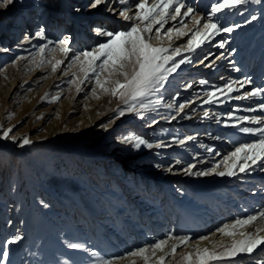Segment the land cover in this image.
Here are the masks:
<instances>
[{
    "label": "rangeland",
    "instance_id": "rangeland-1",
    "mask_svg": "<svg viewBox=\"0 0 264 264\" xmlns=\"http://www.w3.org/2000/svg\"><path fill=\"white\" fill-rule=\"evenodd\" d=\"M191 1L200 14L210 12L214 2ZM41 2L52 3L56 7L49 9L42 17L32 16L31 24L26 28L13 25L14 17L20 11L19 5L0 9L3 20L0 24V54L4 49H9L13 55L12 61L16 59L1 69L6 63H3L5 56L0 55V135L12 129L9 139L0 140V251L6 247L9 253L7 258L0 255V264H96L99 258L124 256L139 247H149L169 234L188 235L196 240L229 223V219L224 221L223 217H219L222 208L232 201L241 203L242 199L239 194L236 197V192H251L250 188L253 187L246 185V180L250 178L237 177L244 181L240 184L235 182L236 176H189L185 174V168L195 165L194 172L211 169L216 162L211 161V157L217 154L221 155L217 170L224 171L225 156L240 144L258 139V136L243 133L242 141L231 147L233 134L225 135L220 131L217 141L209 143L217 129L208 124L209 118L213 124L223 114L233 116L231 108L239 106L237 103L224 104L225 100H233L253 90L248 89L242 94L237 91H216L218 88L211 87L214 84L209 82V76H217V72L226 68V85L236 80L235 72L238 70L245 77L264 70V0L260 3L248 0L247 4L240 6L239 11L218 13L221 21L227 19L230 26L238 24L239 27L232 33L221 32L195 52H186L182 47L192 38L191 33L180 39L173 38L172 47H181V55L168 67L180 59L191 58L193 62L182 64L168 77L163 87L144 97L141 103L146 107L137 105L140 115L125 111V115L119 118L118 112L126 109V105L123 101L99 93V90V99L93 98V74L90 73L83 80L79 92L75 84L70 83L74 73L78 79L83 77L78 67H70L72 53H69L68 59H64L58 52L50 55L46 52L44 64L38 66L36 61L41 59L39 46L47 41H23L26 33H34L37 25L45 26V19L48 18L47 38L58 41L67 36L73 51L80 52L90 50L97 41L107 39L94 37L90 25L121 30L130 22L118 20V14L105 12L103 6L92 10L95 19L90 20L86 7L88 0ZM138 2L132 0L130 4L134 6ZM151 2L149 0L146 7ZM77 7L82 9L79 14L75 12ZM23 11L28 16L32 10L25 8ZM252 15L257 19L251 20ZM178 19H169L161 32L169 27H180ZM57 21L62 25L59 29L54 26ZM222 40L227 43L223 49H219L217 45ZM161 43L167 47L169 41L165 38ZM51 47L53 45H49ZM210 47L218 49L216 55L225 54L219 71L215 69L220 64L216 55L204 59L211 52ZM16 55L24 58L21 60L18 57V60ZM54 59H64L55 73L47 63ZM201 60L203 63H200ZM263 79L264 76L258 83L261 84ZM200 80L207 83L200 84ZM189 82L194 87L186 89ZM208 92H215L213 103L216 102L218 109L210 105L207 116L204 115L207 106L196 111V114L190 111L186 119H191L190 125L182 121L180 124L178 121L171 122L170 118L178 113L180 103L186 104L196 97H204L205 101ZM262 93L256 96L259 99L255 97L257 101L261 100L260 103L264 102ZM175 94L178 95L176 99ZM56 97L58 99L53 102ZM168 104L172 107H166ZM140 116L143 121H140ZM237 120L230 118L231 122L227 121L226 124L232 125V121L236 123ZM135 121L141 124L134 127L131 123ZM102 124L107 125V130L101 127ZM193 128L197 131L196 135H202L196 144L199 147L194 149L188 147L192 143L187 140ZM127 129L132 130L133 135H139L160 147L142 146L135 150L130 144L120 143V138L127 135ZM11 136L17 137V143L12 142ZM24 137H28L31 144L20 148L18 144ZM180 139H184L185 143L175 142ZM118 141L115 145L114 142ZM227 142L228 145H225ZM209 144L212 148L210 152ZM202 145H205L204 149H200ZM185 154L188 156L183 157ZM254 166L256 168L253 167L252 172L247 170L244 173L255 175L264 171V166L259 162ZM208 197L214 200L215 210L212 217L205 216L207 220L201 225L197 223L196 216L206 211ZM45 204L47 207H44ZM89 205L102 209L106 214L92 219ZM120 209L125 210V215ZM213 220L215 223L209 230L200 231ZM158 223L165 225L158 227ZM17 235L21 237L19 241L6 245L8 239ZM69 244L82 247L70 248ZM93 252L97 255L93 256ZM182 254L176 258L178 261ZM256 258L247 260L245 254H240L234 259V264H264V251ZM153 259L149 260V264ZM133 261L144 264L139 257L120 260L118 264H133ZM211 264H233V261H213Z\"/></svg>",
    "mask_w": 264,
    "mask_h": 264
},
{
    "label": "snow or ice",
    "instance_id": "snow-or-ice-1",
    "mask_svg": "<svg viewBox=\"0 0 264 264\" xmlns=\"http://www.w3.org/2000/svg\"><path fill=\"white\" fill-rule=\"evenodd\" d=\"M260 3L261 0H256ZM121 6H125L119 10L112 7V0H88L86 5L89 11L96 10L103 6L105 12H111L113 15L121 17L124 21L130 22L127 26L122 27L121 30L105 28L103 26L90 25L91 31L97 37L107 38L104 41H97L95 46L90 50L74 52L70 47V38L65 37L54 41L47 38L45 26H36L34 33H26L24 36V43H30L32 39L46 40L47 42L39 46V55L41 59L36 61L38 66H42L45 62L44 57L47 52L49 55L58 52L64 59L69 58V53H72L70 67H78L79 72L83 73V77L78 79L76 74H73V79L70 83L75 84L77 92L81 91L80 84L84 79H87L89 74L95 76V84L92 89L93 98L99 99V93L111 96L117 100L123 101L126 109H121L118 112L117 118L128 113L135 112L140 115L137 105L144 106L141 102L144 97L153 93L164 86L168 77L177 71L184 63H192L191 58L180 59L178 62L174 61L177 56L181 55V47H172V40L180 39L184 36L192 34V38L188 39L187 43L183 45V50L186 52H195L197 48L201 47L206 41L211 40L214 36L223 33H232L238 24L230 26L227 19L221 21L218 13L231 12L232 10L239 11L240 6L248 3V0H214L210 6V12L200 14L196 9L185 2V0H152L151 5L146 7L149 0H139L135 3V14L130 15L132 5L130 0H118ZM19 5L16 17H14L13 24L17 28H26L31 24L32 16L42 17L49 9L55 8L56 5L52 3H42L41 0H0V9H7L8 6ZM31 9L28 16L24 15V9ZM183 10V11H182ZM82 11L77 7L75 12L79 14ZM179 18L180 27H169L163 33L165 24L169 19L176 21ZM185 18H188L185 20ZM255 15L251 16V20H256ZM3 23L0 18V24ZM158 25V27H156ZM54 26L59 29L62 25L57 21ZM155 29V30H154ZM165 38L169 41L167 47L161 43ZM155 41V43H154ZM227 41H221L217 46L221 49L225 47ZM49 45L53 47L49 48ZM9 51V49H4ZM23 59V57H20ZM64 59L48 60L47 63L51 67V71L55 73ZM204 59H207L205 57ZM219 59V57H217ZM99 62V63H98ZM203 63V60L200 61ZM211 67V65H208ZM200 84H205L207 81L200 80ZM252 83L249 79L243 81L233 80L227 83L223 89H216V91H226L233 93L238 91L233 85L240 84L243 87L246 84ZM191 87V85H188ZM264 92L262 88H254L252 91L246 92L244 96H237L236 99H250L256 97ZM207 99L205 103H213L215 92L206 93ZM54 98L53 102H55ZM166 107L171 108L168 104ZM186 105L179 104L180 112H183ZM260 109L264 111V104L260 105ZM247 111H256L255 108L249 107ZM179 115V112L177 113ZM205 116L208 114L205 113ZM184 118H188L185 116ZM172 120L176 116L171 117ZM251 124L259 125L260 119L253 118L248 121ZM102 128L107 130V125L102 124ZM239 131L245 134L258 136V139L252 143H242L230 152L224 158V171H218L219 164H215L211 169L196 171L193 169L195 165H189L185 168V174L192 176H209L215 174L220 177H233L236 175V169L244 173L248 170L250 165H257L259 162L264 165V127H240ZM12 129L9 128L3 131L0 135V140L9 139V134ZM194 136H188L187 140H194ZM13 143H17V137L11 136ZM179 144H184L185 140L180 139L175 141ZM120 143L130 144L133 149L139 150L142 146L147 148L160 147L159 144L153 145L139 135H125L120 138ZM31 140L24 137L18 147L23 148L30 145ZM212 151V149H208ZM250 162V164H249ZM180 163L179 160L176 161ZM159 167V165H157ZM171 171V169H167ZM44 207H47L45 204ZM259 221H264V210L250 214L245 218H237L232 223H226L216 229L212 235L219 233L221 237H229L231 243L225 244L223 242H210V246L199 247L203 241H209V236L204 235L196 241L197 246L194 250L187 251L181 255L178 264H211L213 261L232 260L240 254H247L252 256L255 250L264 246V227H255ZM255 228L254 232H245L243 229ZM240 237V238H237ZM21 237L19 235L8 239L6 245L15 244ZM192 238L188 235L173 236L169 234L166 239L157 240L149 247H139L127 253L124 256H116L112 258H99L96 264H118L120 260H126L132 257H139L143 259L144 264H149V260L155 258L154 264H165L166 256H174L176 250L181 245H187ZM169 241H172L169 244ZM70 248H81L79 244H69ZM264 250V249H262ZM149 253L151 255H149ZM157 253L162 255L157 257ZM0 255L7 258L9 255L6 247L0 251ZM93 256L97 254L92 253ZM135 264V261H133Z\"/></svg>",
    "mask_w": 264,
    "mask_h": 264
},
{
    "label": "bare ground",
    "instance_id": "bare-ground-1",
    "mask_svg": "<svg viewBox=\"0 0 264 264\" xmlns=\"http://www.w3.org/2000/svg\"><path fill=\"white\" fill-rule=\"evenodd\" d=\"M113 1V0H112ZM130 1H132V0H130ZM202 1V0H201ZM187 4H189V5H193V2L191 1V0H187V2H186ZM132 5V4H131ZM203 5V4H202ZM112 7L114 8V9H116V10H119V9H121V8H123L124 6H121L119 3H118V0H114L113 1V3H112ZM204 9V8H203ZM136 9H135V7L132 5V7H131V11L129 12V14L130 15H133L132 14V12L133 11H135ZM88 14H90V20H92L93 21V19H95V18H93V15L95 14V12H92V11H89L88 12ZM122 20V18L121 17H118V20ZM48 18H46L45 19V25H47L48 24ZM179 20V19H178ZM123 22H124V20H123ZM126 22V21H125ZM14 25V24H13ZM12 25V26H13ZM105 28H108V26H106ZM54 34V33H53ZM94 37H96V36H94ZM33 41H42V40H40V39H33ZM207 43V42H206ZM205 43V44H206ZM207 44H209V41H208V43ZM35 47V46H34ZM210 50H211V52L210 53H208V57L207 58H211V57H213V56H215L216 55V51H218V49L215 47V48H213V47H210L209 48ZM220 49V48H219ZM33 50H34V48H33ZM225 51V50H224ZM226 51H227V49H226ZM219 52H222V50H220ZM26 53V52H25ZM32 53V52H31ZM19 54V53H18ZM229 54H230V52H229ZM0 55H3V56H5V61L3 62V63H6V65L3 67V68H1V69H5L7 66H9V64H11V63H13L15 60H13L12 61V52H9V51H2L1 52V54ZM29 55V54H28ZM225 54L224 53H220V54H218L217 53V55H216V58L217 57H219V59H217V61H220L219 63V65L215 68V69H217L218 71L219 70H221L222 69V65H223V61H224V59H225V56H224ZM232 55H233V53H232ZM17 56V55H16ZM235 56V55H234ZM1 57V56H0ZM10 57V58H9ZM18 57H20V55H18L17 56V59H18ZM23 57V56H22ZM233 57V56H232ZM24 58V57H23ZM227 59V58H226ZM230 59V58H229ZM235 59V58H234ZM237 59V58H236ZM241 59V58H240ZM19 60V59H18ZM22 60V59H21ZM25 60V59H24ZM226 61V60H225ZM248 61V60H247ZM19 62V61H18ZM235 62V61H234ZM233 62V63H234ZM242 62V61H241ZM245 62V61H244ZM229 63V62H228ZM231 64H232V62H231ZM231 64H227L228 66H230ZM236 64H237V62H236ZM245 64V63H244ZM242 65V64H241ZM263 65V64H262ZM243 67V66H242ZM228 69V68H227ZM216 70V71H217ZM225 70H226V68H223L221 71H219V73L217 72L216 73V75L217 76H214V74L213 75H211V76H209V82H211V83H213L214 85H211V87H217V88H219V86L221 87V89L222 88H224V86H225V83H224V80H225V77H224V75H225ZM1 71V70H0ZM215 71V72H216ZM255 71V70H254ZM236 74H235V76L237 77L236 78V80H239V81H243L244 79H249V80H251L252 81V83H250V84H246V85H244L243 87H241V85L240 84H237V86L236 85H234V87L235 88H237L238 89V91L237 92H239V93H241L242 94V92L243 91H245L246 92V90H248V89H254V88H257V87H259V88H263L264 89V79L263 80H261V84H260V82L258 83V81H259V79L262 77V76H264V70L263 71H261V73H259L258 71L256 72V73H254V74H252V76H243L244 74L241 72V71H236L235 72ZM259 73V74H258ZM243 74V75H242ZM188 75V74H187ZM240 75H242L243 77L241 78V79H238V77L240 76ZM234 76V77H235ZM176 77H177V75H176ZM230 78H231V76H230ZM234 79V78H233ZM232 81V80H231ZM190 84H187V87H186V89H189V88H192V87H194V86H191V87H188V85H191V82H189ZM175 84V83H174ZM197 86V85H196ZM174 88V87H173ZM214 89V88H213ZM216 89V88H215ZM181 91H184V90H181ZM193 91V90H192ZM192 91H189L190 93L192 92ZM207 91V90H206ZM252 91V90H251ZM236 92V93H237ZM200 93V92H199ZM204 93V92H203ZM234 93V92H233ZM235 93V94H236ZM264 93V92H263ZM262 93V94H263ZM198 94V93H197ZM246 93H244V95H245ZM205 95V94H204ZM203 95V96H204ZM243 95V96H244ZM178 95L177 94H175V98L174 99H176V97H177ZM242 97V96H241ZM256 98H258L259 99V97H256ZM204 97H196V98H192L188 103H186L185 105H186V107L184 108V110H183V112H180V110H178L177 112H179V115H175L176 116V119L175 120H172L171 122L172 123H175L176 121H178V123L180 124V122L182 121L184 124H187L188 123V125H190V120L189 121H186V119L187 118H184L185 116H187L188 117V113L190 112V111H193L194 113L196 112V111H198L199 109H201L202 107H205V106H207L206 108H205V111H206V113L208 114V111H209V106L211 105V107H213V108H217L218 109V105H216L215 103H205L204 101ZM214 100V99H213ZM261 101V100H260ZM260 101H257L256 99H255V97H253V98H250V99H236V97H235V99H231V100H225V103L224 104H231V103H237V105L239 106V107H235V108H231V112H233L232 114H233V116L231 115V114H223L222 116L221 115H219V116H221L220 118H219V116H218V118L219 119H217L218 121L217 122H215V123H213L212 124V120H211V118H209V121H208V124L209 125H213V127L215 128H217V129H215L214 130V138L212 139V141H210L209 143H211V144H213L214 142H216L217 141V139H218V134H220V131H222V133L221 134H225V135H228V134H233V136H232V138H231V142H230V144H232L231 145V147H233L235 144H237V143H240L241 141H242V136H243V133L242 132H240L239 131V128L243 125V124H245L244 126L245 127H264V112L263 113H261L260 112V105L261 104H264V102L262 103H260ZM263 101V100H262ZM249 107H253V108H255L256 109V111H247L246 109L247 108H249ZM221 111H224V109L223 110H221ZM196 114V113H195ZM231 115V116H230ZM253 116V117H252ZM230 118L231 119H238L237 121L238 122H236V123H234L233 121H232V125H227L226 124V122L227 121H230ZM253 118H257V119H260L261 120V123L259 124V125H257V124H251V123H248V121L249 120H251V119H253ZM140 121H143L142 120V117L140 116ZM171 119V118H170ZM181 122V123H182ZM202 122V121H201ZM200 122V123H201ZM204 122V121H203ZM231 122V121H230ZM205 123V122H204ZM134 127H137V126H139L141 123H139V122H132L131 123ZM215 125V126H214ZM195 126V125H194ZM204 126V125H203ZM205 127V126H204ZM203 127V128H204ZM205 130V129H204ZM202 131V130H201ZM200 131V132H201ZM207 131V130H206ZM179 132V131H178ZM198 132H199V130H198ZM210 132V131H209ZM194 133V134H193ZM196 133H197V131L196 130H194V128L191 130V136H194L195 137V139L194 140H189L190 142L189 143H192V144H190L188 147H192L193 149L194 148H198L199 146H197L196 144L197 143H199L200 142V140L202 139V135L200 136V135H196ZM204 134V133H203ZM211 134V133H210ZM127 135H133V131L132 130H128L127 129ZM244 137V136H243ZM207 138V137H206ZM210 138V137H209ZM255 138V137H254ZM204 139V138H203ZM256 139V138H255ZM211 140V139H210ZM214 140H216V141H214ZM116 141H117V139H116ZM208 141V140H207ZM255 141V140H254ZM119 143V141L118 142H114V144L116 145V144H118ZM205 144V143H204ZM225 145H228V142L225 144ZM201 148L200 149H204V147H205V145H202V146H200ZM210 149H212L211 148V145L209 144V146H208ZM213 147V146H212ZM221 147V146H220ZM164 148V147H163ZM222 148V147H221ZM215 149V148H214ZM205 152V151H204ZM210 152V151H209ZM202 155V154H201ZM200 155V156H201ZM188 156V154H185V155H183V157H187ZM196 158V157H195ZM212 159H211V161H216L215 162V164H220L221 162H218V160L221 158V155L220 156H218L217 154L215 155V156H213V157H211ZM205 163V162H204ZM198 164V163H197ZM200 165H201V163H200ZM262 166H264V165H262ZM261 166V167H262ZM253 167H255V166H252V165H250L249 167H248V170H251V169H253ZM258 167V166H257ZM260 167V168H261ZM256 168V167H255ZM255 171H257V169L255 170ZM254 171V172H255ZM251 172H252V170H251ZM261 172V171H260ZM259 172V174H255V175H253V174H246V173H241V172H239V171H236V179H235V182L236 183H240L241 184V181H243V180H241V178H237V177H247V178H250V180H246V181H248L247 183H246V185H250L251 187H253V188H250L251 189V192H247L246 190L245 191H241V190H239L238 192H236V197L238 196V194L240 195L239 196V198H241L240 200H241V203H233V201H232V203H228V204H224L225 205V207L224 208H222V212H221V215L219 216V217H223V219H224V221L225 220H227V219H229L230 220V222L229 223H232L234 220H236L237 218H245V217H247L248 215H250V214H256V213H258V212H260V211H262V210H264V171H262V173H260ZM258 173V172H257ZM234 177V176H233ZM232 178V177H231ZM231 180V179H230ZM233 180V179H232ZM244 182V181H243ZM242 182V183H243ZM237 185V184H236ZM238 187V186H237ZM246 187V186H245ZM241 188H242V186H241ZM234 189H236V188H234ZM244 189H246V188H244ZM236 191V190H235ZM233 193V192H232ZM230 197V196H229ZM236 199V198H235ZM245 199H247L248 201L246 202L245 201ZM237 200V199H236ZM220 201V200H219ZM235 201V200H234ZM239 201V200H238ZM207 206H206V211L203 213V214H199V215H197L196 216V221H197V223H200L201 225H204V223H205V221L207 220V218L206 217H212V215H213V213H214V210H215V205H214V200L212 199V198H210V197H208L207 198ZM237 202V201H236ZM227 203V202H226ZM88 209L90 210V215H91V218L92 219H99V218H101L104 214H106L102 209H100V208H97V207H94V206H92V205H89L88 206ZM125 210L124 209H120V212H123V215H125V212H124ZM206 216V217H205ZM217 219H218V217H217ZM159 220H161V219H159ZM92 222V221H91ZM92 223H94V222H92ZM95 223H98V222H96L95 221ZM94 223V224H95ZM203 223V224H202ZM214 223H215V221L213 220V222L212 223H209L207 226H205L204 228H203V230L201 229L200 231L201 232H203V231H206V230H209L210 229V226H212V225H214ZM159 224V223H158ZM165 224H159V226L158 227H163ZM133 227V226H132ZM138 227V226H137ZM255 227H264V221H259L256 225H255ZM135 228V227H134ZM136 229V228H135ZM243 231H245V232H254L255 231V228H246V229H243ZM216 232V231H215ZM172 235V234H171ZM262 235H264V233H262ZM209 236V241H203V242H201L200 244H199V247H207V246H210V242H223V243H225V244H229V243H231V239L232 238H229V237H221V235L219 234V233H216V235L215 236H213L212 234H210V235H208ZM166 238H167V236H166ZM165 238V239H166ZM238 238V237H237ZM197 240H199V239H196V240H190L189 241V243L187 244V245H181L180 247H178L177 248V250H176V254L174 255V256H166L165 257V264H178V262H176V261H178L177 259V257L178 256H180V254H182L183 252H185L186 250H188V249H191V250H194V248L197 246V244H196V241ZM172 243V241H169V244H171ZM262 249H264V246H261V248H258L257 250H255L254 251V253L252 254V256L251 257H249L247 254H245V257L247 258V260H254L255 258H256V256L257 255H259V253H262L264 250H262ZM160 255H162V253H157V257L158 256H160ZM177 258V259H176ZM256 259H258V258H256ZM154 260H155V258L151 261V263L150 264H154ZM176 262V263H175ZM248 263V262H247ZM260 264V263H259Z\"/></svg>",
    "mask_w": 264,
    "mask_h": 264
}]
</instances>
